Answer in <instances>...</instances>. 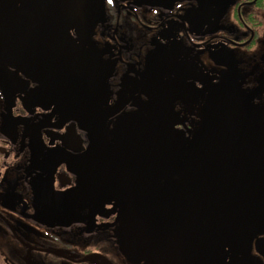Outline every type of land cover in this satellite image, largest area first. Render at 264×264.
<instances>
[{"label":"flooded vegetation","instance_id":"flooded-vegetation-1","mask_svg":"<svg viewBox=\"0 0 264 264\" xmlns=\"http://www.w3.org/2000/svg\"><path fill=\"white\" fill-rule=\"evenodd\" d=\"M56 2L103 92L0 59V264H264V0Z\"/></svg>","mask_w":264,"mask_h":264},{"label":"water","instance_id":"water-1","mask_svg":"<svg viewBox=\"0 0 264 264\" xmlns=\"http://www.w3.org/2000/svg\"><path fill=\"white\" fill-rule=\"evenodd\" d=\"M77 18L74 9L62 8L56 0H0V59L36 79L51 103L87 104L103 92L105 67L94 66L92 54L70 36ZM162 121L157 111L144 130L150 132ZM142 139L138 144L148 141Z\"/></svg>","mask_w":264,"mask_h":264}]
</instances>
